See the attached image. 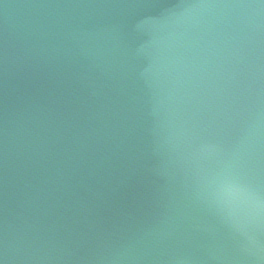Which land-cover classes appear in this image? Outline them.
<instances>
[{"label": "water", "instance_id": "1", "mask_svg": "<svg viewBox=\"0 0 264 264\" xmlns=\"http://www.w3.org/2000/svg\"><path fill=\"white\" fill-rule=\"evenodd\" d=\"M0 264H264V0H0Z\"/></svg>", "mask_w": 264, "mask_h": 264}]
</instances>
